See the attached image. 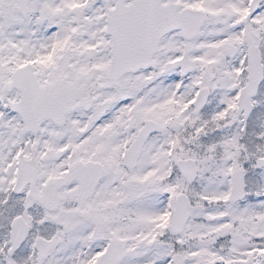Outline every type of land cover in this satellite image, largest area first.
Instances as JSON below:
<instances>
[{
	"label": "snow or ice",
	"instance_id": "1",
	"mask_svg": "<svg viewBox=\"0 0 264 264\" xmlns=\"http://www.w3.org/2000/svg\"><path fill=\"white\" fill-rule=\"evenodd\" d=\"M0 264H264V0H0Z\"/></svg>",
	"mask_w": 264,
	"mask_h": 264
}]
</instances>
